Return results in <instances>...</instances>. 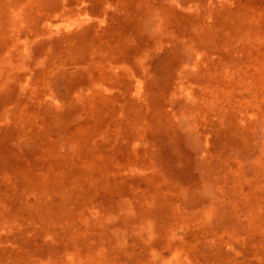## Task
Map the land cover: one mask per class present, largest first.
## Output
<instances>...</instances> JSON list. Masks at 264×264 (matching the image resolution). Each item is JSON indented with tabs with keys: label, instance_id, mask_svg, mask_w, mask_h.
Masks as SVG:
<instances>
[{
	"label": "rangeland",
	"instance_id": "1",
	"mask_svg": "<svg viewBox=\"0 0 264 264\" xmlns=\"http://www.w3.org/2000/svg\"><path fill=\"white\" fill-rule=\"evenodd\" d=\"M0 264H264V0H0Z\"/></svg>",
	"mask_w": 264,
	"mask_h": 264
}]
</instances>
